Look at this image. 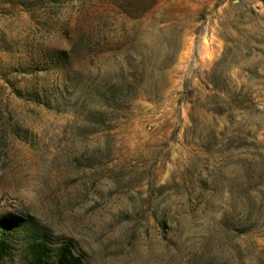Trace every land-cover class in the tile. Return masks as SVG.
I'll return each mask as SVG.
<instances>
[{
	"label": "rangeland",
	"instance_id": "rangeland-1",
	"mask_svg": "<svg viewBox=\"0 0 264 264\" xmlns=\"http://www.w3.org/2000/svg\"><path fill=\"white\" fill-rule=\"evenodd\" d=\"M29 236L82 264H264L259 0H0V264Z\"/></svg>",
	"mask_w": 264,
	"mask_h": 264
},
{
	"label": "trees",
	"instance_id": "trees-1",
	"mask_svg": "<svg viewBox=\"0 0 264 264\" xmlns=\"http://www.w3.org/2000/svg\"><path fill=\"white\" fill-rule=\"evenodd\" d=\"M264 6V0H259ZM9 220H6L7 222ZM9 223V222H7ZM6 223H1L4 229H16L24 232L29 231L28 222L15 223L13 227H4ZM25 229V230H24ZM5 243H0V259L6 254ZM24 253L27 264H82L80 257H76L73 248L68 244H62L55 250H50L46 239H39L34 236L27 237L24 246Z\"/></svg>",
	"mask_w": 264,
	"mask_h": 264
}]
</instances>
